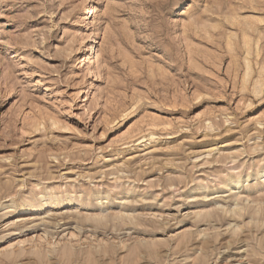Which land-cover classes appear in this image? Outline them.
I'll use <instances>...</instances> for the list:
<instances>
[{"label": "rangeland", "instance_id": "374dc122", "mask_svg": "<svg viewBox=\"0 0 264 264\" xmlns=\"http://www.w3.org/2000/svg\"><path fill=\"white\" fill-rule=\"evenodd\" d=\"M230 263L264 264V0H0V264Z\"/></svg>", "mask_w": 264, "mask_h": 264}, {"label": "bare ground", "instance_id": "6f19581e", "mask_svg": "<svg viewBox=\"0 0 264 264\" xmlns=\"http://www.w3.org/2000/svg\"><path fill=\"white\" fill-rule=\"evenodd\" d=\"M94 45H95V44H94ZM91 51H92L93 54L96 53V51H97L96 47L92 46V50H91ZM241 259H242V257H241ZM240 261H241V260H240ZM240 261H239V262H240ZM231 262H232V261H231ZM230 264H231V263H230ZM232 264H233V263H232Z\"/></svg>", "mask_w": 264, "mask_h": 264}]
</instances>
